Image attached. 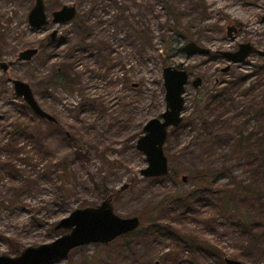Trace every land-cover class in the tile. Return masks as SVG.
I'll return each instance as SVG.
<instances>
[{
	"label": "rangeland",
	"instance_id": "obj_1",
	"mask_svg": "<svg viewBox=\"0 0 264 264\" xmlns=\"http://www.w3.org/2000/svg\"><path fill=\"white\" fill-rule=\"evenodd\" d=\"M44 1L48 16L76 4V19L32 30L26 18L33 0H0V62L38 49L29 61L6 72L0 68V256L50 243L65 233L53 230L61 219L99 205L109 194L116 214L141 217L139 228L75 248L53 264H226L227 257L264 264V215L257 202L250 203L252 218L263 226L254 237L232 227L239 211L222 215L219 203L210 200V190L232 188L244 178L264 192V177H254L249 160L231 156L227 148L240 130L264 136V116L245 120L264 85L251 94L236 88L226 98L228 109L213 103L236 75L264 66L262 56L252 54L222 73L229 62L214 54L249 41L264 50V0H166L170 11L163 0ZM230 24L238 29L233 40L227 36ZM135 28L143 29L149 44L139 43ZM53 29L56 44L40 48ZM174 38L178 47L192 40L212 54L171 51L167 41ZM181 64L191 80L200 77L202 83L197 89L186 84L183 123L169 128L164 145L169 174L146 178L140 170L147 162L136 140L145 123L165 111L164 66ZM63 65L75 79L73 91L48 84ZM15 79L30 85L56 124L34 116L14 95ZM196 109L209 124L204 134L200 117H190ZM14 124L27 125L33 141L10 137ZM59 163L66 168L64 180L55 172ZM202 173L206 180H197ZM151 223L167 230L146 233Z\"/></svg>",
	"mask_w": 264,
	"mask_h": 264
},
{
	"label": "water",
	"instance_id": "obj_2",
	"mask_svg": "<svg viewBox=\"0 0 264 264\" xmlns=\"http://www.w3.org/2000/svg\"><path fill=\"white\" fill-rule=\"evenodd\" d=\"M76 12V5L65 4L54 11L49 18L45 1L33 0L26 21L30 29L41 30L49 22L54 25H62L73 20L76 17ZM226 30L227 35L234 39L231 31L236 32L235 27L228 25ZM56 33V30L52 31L51 39L56 37ZM182 51L187 56L210 53L209 48H205L192 40L185 42ZM219 51L223 58L235 63L243 61L250 53H257L264 58V50L254 49L251 43H240L236 51ZM37 52L36 48L21 51L15 61L0 62V68L5 72L16 62L29 61ZM162 75L165 89V111L158 117L148 120L142 128L143 134L136 140V148L143 153L145 162H147V166L140 170L142 176L146 178H158L169 174V163L164 145L167 141L169 128H178L183 122V113L186 109L184 94L186 84L189 81V74L184 69V65H165ZM200 82L201 78L197 77L192 85L197 88ZM11 84L14 95L21 98L34 116L56 123L55 118L39 106L28 83L15 79L12 80ZM182 180L185 181L186 177L182 176ZM140 223V216L125 218L116 214L111 198L105 197L99 205L74 209L67 217L55 224L54 231L65 232L55 240L37 247H26L16 256L1 255L0 264H53L58 259L66 257L75 248L88 245V243H107L117 239L118 236L129 234L137 230ZM225 263L244 264L239 259L229 257L225 259ZM153 264H159V262L155 261Z\"/></svg>",
	"mask_w": 264,
	"mask_h": 264
},
{
	"label": "trees",
	"instance_id": "obj_3",
	"mask_svg": "<svg viewBox=\"0 0 264 264\" xmlns=\"http://www.w3.org/2000/svg\"><path fill=\"white\" fill-rule=\"evenodd\" d=\"M165 4L167 5L168 11H170V5L167 4L166 0ZM137 35H138V41L141 44H149L148 38L146 39L143 35V29H132ZM84 33V32H83ZM178 38L171 39L170 41H167L168 46L172 47L171 51L176 50L177 52L181 53L182 47H178ZM40 48H43V45H41ZM254 75L250 77L241 76L240 78H237L235 80H230L229 84H227L223 90H221L213 100V103L215 101H219L220 106H224V108L227 107L226 102L227 99H230V92L239 89V92L245 93V94H251L254 93L253 90H256L257 88H260L262 85H264V66H257L254 69ZM48 84H54L59 85L61 88H63L65 91H73V87L76 84L75 79H73L71 76L65 75L63 71L57 69V72L54 77L51 78L50 82ZM45 85V84H44ZM46 86L48 87L47 83ZM242 88H245V92L242 91ZM230 90V91H228ZM258 90V89H257ZM259 96H255L253 98V105L252 107L248 108V110L245 112V114L248 116L245 120L247 121H257L264 116V88L262 90H258ZM244 95V94H243ZM220 97V98H219ZM202 99V98H201ZM220 99V100H219ZM232 99V98H231ZM229 106V105H228ZM217 107V106H216ZM207 108V107H206ZM229 107H227L228 109ZM203 109V108H202ZM202 109H196L190 117L193 119H201L203 129H200L201 132L204 134L203 131H206V127H208V122L206 121L205 117L203 116ZM208 109H211L209 107ZM24 109H21V113H23ZM201 113V114H200ZM191 118V119H192ZM200 122V123H201ZM219 124V123H218ZM199 128V127H197ZM10 137L14 138H21L26 136V138L30 141H33V137L31 134L28 133V127L27 125L23 124H14L13 130L9 133ZM232 143L227 146V148L231 152V156L238 157L239 159L247 158L250 162V165L253 166L252 173L254 174V177L258 174L262 177H264V136L258 135L255 133L251 134L250 132H247L245 130H240L237 133V137L232 139ZM68 141L71 142V139H68ZM76 157L78 161H80V154L79 150H76ZM81 159L84 161L87 160V157L85 155L81 156ZM57 166L58 170L55 172L59 174V179L64 180L66 176H64V173L66 172V168L59 163ZM55 167V166H54ZM61 172V174H60ZM250 172V171H249ZM201 177H199L197 180H206L205 174L202 173ZM256 181V180H255ZM253 181V182H255ZM91 182L93 186H96L97 189L100 190V194H103L101 191L100 186L96 183L95 179L92 178ZM236 184L231 188H225L223 190L220 189H212L210 190V200H214V202L219 203V207L221 209V214L224 215L228 213V216H230V213L233 212L235 214L237 212L236 216L238 219H235V224H232V227L235 226V229H241L243 230V233L250 234L251 236L258 237L262 234V226L263 223L261 221H255L252 218V206L255 207V205H250V203L255 204L257 202L258 210L261 212L263 211L264 215V192H260L259 189H257L253 183L248 181V179L235 182ZM63 184V182H62ZM68 185V183H67ZM105 197H111L109 194H103ZM206 199L200 200V202H205ZM242 210V211H240ZM259 211V212H260ZM230 219V217H228ZM264 221V220H263ZM167 230L166 227H162L157 225L156 223H151L146 228V233H161L162 231ZM168 233V232H167ZM264 236V234L261 235V238ZM193 246V245H192ZM194 248V246L192 247ZM235 258V257H234ZM237 258V257H236Z\"/></svg>",
	"mask_w": 264,
	"mask_h": 264
},
{
	"label": "flooded vegetation",
	"instance_id": "obj_4",
	"mask_svg": "<svg viewBox=\"0 0 264 264\" xmlns=\"http://www.w3.org/2000/svg\"><path fill=\"white\" fill-rule=\"evenodd\" d=\"M74 5H76V4H74ZM63 6V5H62ZM47 7V6H46ZM76 7H77V5H76ZM58 9H60V7L58 8ZM58 9H56V10H58ZM56 10H54V11H56ZM54 11H52L51 12V14L54 12ZM51 14H50V16H51ZM50 16H49V18H50ZM76 17H77V12H76ZM76 17L73 19V20H71V21H74L75 19H76ZM71 21H69V22H71ZM65 24H67V23H65ZM65 24H62V25H65ZM49 25H53V26H62V25H54V24H52L51 22H49V24L46 26V27H44V28H47ZM230 25H233V24H230ZM234 26V25H233ZM235 27V26H234ZM235 29H236V27H235ZM54 30H56L57 31V33H56V37L54 38V39H51V37H50V34L52 33V31H54ZM51 32H50V34H49V36H48V38H45V43L43 44V47L45 46V45H48V46H52V45H54V44H56L55 42H57V36H58V30L57 29H53ZM238 31V29H236V32ZM236 32H234V30H232L231 31V35L232 36H234V38H235V34H236ZM228 36V35H227ZM229 37V36H228ZM230 38V37H229ZM231 39V38H230ZM231 40H233V39H231ZM245 43H251L250 41L249 42H245ZM240 44V43H239ZM238 44V45H239ZM252 44V43H251ZM252 46L254 47V49H256V50H260V49H258V48H256L253 44H252ZM238 49V47L236 48V50ZM38 50V49H37ZM236 50H233V51H236ZM261 50H263V49H261ZM231 51V50H230ZM209 54H212V52H211V50H210V53ZM209 54H206L205 56H207V55H209ZM216 56H218V58L220 57V58H222V59H225V58H223L222 56H221V54H220V51L218 50L217 52H215L214 53ZM252 54H257V53H250L249 54V56L250 55H252ZM199 55H201V54H199ZM249 56L248 57H246L243 61H239L238 63H235V62H232V61H229V60H226L227 62H229L227 65H225L224 67H221V72L222 73H229L230 71H231V69H232V64H234V65H239V64H243V63H246L247 62V60H248V58H249ZM261 56V55H260ZM263 58V57H262ZM264 59V58H263ZM258 65H256L255 67H257ZM58 70H59V72L62 70L63 71V73L65 74V75H68V76H70V74L68 73L67 74V66H65V65H63V66H61V67H59V68H57ZM7 70H8V68H7ZM6 70V71H7ZM5 71V72H6ZM255 73L254 72H250L249 74H244V75H240V76H235L234 77V79L233 80H235V79H237V78H240L241 76H246V77H250V76H253ZM263 75H264V73H263ZM195 80V78L193 79V80H191L190 79V77H189V81H188V83H190L191 85H192V82ZM223 82V81H222ZM201 83H202V78H201V82H200V85H201ZM217 83V82H216ZM200 85H198V87L200 86ZM193 87H194V85H192ZM195 88V87H194ZM195 89H197V88H195ZM254 91V90H253ZM38 103V102H37ZM40 106V105H39ZM184 118V117H183ZM56 120V119H55ZM52 123V122H51ZM56 123H57V120H56ZM56 123H54V124H56ZM183 123V122H182ZM181 123V124H182ZM180 124V125H181ZM179 125V126H180ZM178 126V127H179ZM140 219H141V217H140Z\"/></svg>",
	"mask_w": 264,
	"mask_h": 264
}]
</instances>
